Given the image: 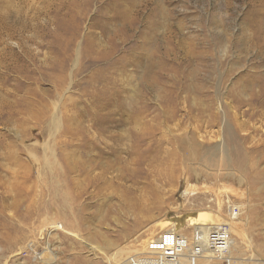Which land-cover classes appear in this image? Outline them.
<instances>
[{
  "label": "rangeland",
  "instance_id": "1",
  "mask_svg": "<svg viewBox=\"0 0 264 264\" xmlns=\"http://www.w3.org/2000/svg\"><path fill=\"white\" fill-rule=\"evenodd\" d=\"M158 1L0 0V264H111L198 211L185 253L264 264V0Z\"/></svg>",
  "mask_w": 264,
  "mask_h": 264
},
{
  "label": "bare ground",
  "instance_id": "2",
  "mask_svg": "<svg viewBox=\"0 0 264 264\" xmlns=\"http://www.w3.org/2000/svg\"><path fill=\"white\" fill-rule=\"evenodd\" d=\"M135 2V0H134ZM146 5H149L151 3L154 2V0H146ZM160 5H162V1H158ZM157 2V4H158ZM203 2V1H202ZM220 3V2H219ZM218 3V4H219ZM136 3L134 4H130V3H126L125 2V6H122L119 4L120 6V13H119V17L120 18H124V19H127V15H126V12L127 14L129 15L131 12H132V8H131V5L134 7ZM145 4V2H144ZM155 4V2H154ZM223 4V3H222ZM221 5V4H220ZM226 5L229 7L232 5V2L229 0L226 2ZM222 7V6H221ZM225 7V6H223ZM216 8V7H215ZM217 8H218V5H217ZM137 9V8H136ZM164 8H162L163 10ZM219 9V8H218ZM223 11V10H222ZM215 12V11H214ZM221 12V11H220ZM169 13L167 10H165L164 14H167ZM223 14V13H222ZM221 14V15H222ZM218 15V14H216ZM220 15V14H219ZM130 16V15H129ZM159 16V15H158ZM131 17V16H130ZM135 17H138V16H134V17H131V20H130V24H128L126 27L128 28L129 31H134L136 28H137V24H138V19L135 18ZM117 18V17H116ZM119 18V19H120ZM197 18V16H196ZM129 20V19H128ZM126 29V28H125ZM227 30V29H226ZM131 33V32H130ZM260 35V34H259ZM258 36V35H257ZM264 37V35H263ZM262 37V39H263ZM261 39V38H260ZM199 54V53H198ZM253 125V124H252ZM261 129V128H260ZM248 138V137H247ZM249 142V141H248ZM254 143V142H253ZM252 143V144H253ZM262 145V143H261ZM258 146V145H257ZM263 146V145H262ZM261 146V147H262ZM250 147V146H249ZM261 147H259L261 149ZM245 148V147H244ZM243 150V149H242ZM258 150V149H257ZM247 151V150H246ZM256 151V149H255ZM261 151V150H260ZM251 152V151H250ZM249 152V153H250ZM264 152V151H263ZM254 153V151L252 152ZM260 154V153H259ZM261 156V154H260ZM262 156H264L262 154ZM263 159V157H262ZM254 162V161H253ZM245 163L244 162V159H242V164ZM253 164H256V163H253ZM259 164V163H258ZM255 166V165H254ZM253 166V167H254ZM257 166V164H256ZM258 167V166H257ZM251 170V169H250ZM258 170V169H257ZM256 170V171H257ZM260 171V170H259ZM263 171V169L261 170ZM243 172V171H242ZM245 172V171H244ZM253 172V170H252ZM243 174V173H242ZM257 174V173H256ZM259 174V172H258ZM263 177H264V174H262ZM248 176V175H247ZM246 176V177H247ZM243 175H242V180H244V182L246 181L245 178ZM250 178V177H248ZM260 178V177H259ZM255 179V178H254ZM249 181V180H248ZM248 184L250 185V190L253 195H255V191L253 190L254 188H256V184L257 182L255 181H252L250 180L248 182ZM249 188V187H248ZM263 188V187H262ZM256 190V189H255ZM259 190V189H258ZM247 191V190H246ZM263 191V190H262ZM249 193V192H248ZM261 193V192H260ZM263 193V192H262ZM249 195V194H248ZM258 194H256L254 197L255 200H257L259 203H262V205H264V197L261 195L260 197H257ZM244 201V200H243ZM262 201V202H260ZM220 203V202H219ZM222 203V202H221ZM249 203V202H248ZM223 205V204H222ZM260 205V207L262 206ZM245 208V207H244ZM248 210V209H247ZM254 211V210H253ZM259 213V211H257ZM255 213V212H254ZM254 216V215H253ZM179 217V216H178ZM260 225H264V219L263 220H259L258 221ZM212 223V220H211V216L209 214V212L207 211H198V212H193V213H188V216L186 217V219L183 221V223H179L176 220L174 221H171V224L173 226V228L171 227L169 229V231L167 232V236H174L172 238H169L167 241L166 239L163 240L164 236L162 235L160 239H162V243H160L159 246H157L158 248L157 249H149L151 250L150 252H143L144 254H148V253H158L159 255H162L163 257H166V258H163V262H160L159 261H150V259L147 260L146 264H236L237 262L235 261V259L231 256V257H227L225 254L226 252L220 250V251H217V249L215 250V245H208L206 248H199L198 246H196L195 248V254H188V253H185V246L186 245V242H184L183 238H181L180 236V240H177V232L180 231L182 234H183V231L184 229L189 226V225H192L193 228H194V231L196 232V230H200V228H204L208 229V226L211 225ZM242 225L244 227L243 231L242 232H245L246 230L248 231H252L254 229V227L256 226L254 224V220H253V223L251 221V216H250V211L246 213H244L242 215ZM63 227V226H62ZM258 227V226H257ZM228 230V229H226ZM187 231V230H186ZM192 231V230H191ZM139 240V239H138ZM150 243V242H149ZM149 243H147V245H149ZM156 242H153V244H155ZM137 246H133V247H126V248H123L121 249L120 251H118L117 254H115L112 258H110V262L111 264L113 263H117V264H123L129 257L135 255L137 253ZM142 254V253H141ZM141 254H138V255H141ZM169 256V257H168ZM236 262V263H235Z\"/></svg>",
  "mask_w": 264,
  "mask_h": 264
},
{
  "label": "built area",
  "instance_id": "3",
  "mask_svg": "<svg viewBox=\"0 0 264 264\" xmlns=\"http://www.w3.org/2000/svg\"><path fill=\"white\" fill-rule=\"evenodd\" d=\"M213 235H215V239H217L219 244H222L224 241L225 235H223L222 232L218 231L217 227H214L213 230L211 231ZM178 238V237H177ZM177 240H180L179 238ZM199 244V243H197ZM187 246V245H185ZM169 257V256H168ZM163 257L162 255H159L158 253H148L144 254L142 253L141 255H133L129 257L123 264H146L147 260L150 259V261H159L163 262Z\"/></svg>",
  "mask_w": 264,
  "mask_h": 264
},
{
  "label": "water",
  "instance_id": "4",
  "mask_svg": "<svg viewBox=\"0 0 264 264\" xmlns=\"http://www.w3.org/2000/svg\"><path fill=\"white\" fill-rule=\"evenodd\" d=\"M187 216H188V214H185V215H182V216H180V217H178L176 219H177V221L179 223H182L186 219Z\"/></svg>",
  "mask_w": 264,
  "mask_h": 264
}]
</instances>
